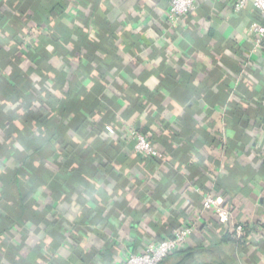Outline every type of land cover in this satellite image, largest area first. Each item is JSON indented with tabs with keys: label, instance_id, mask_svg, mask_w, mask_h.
Segmentation results:
<instances>
[{
	"label": "crops",
	"instance_id": "obj_1",
	"mask_svg": "<svg viewBox=\"0 0 264 264\" xmlns=\"http://www.w3.org/2000/svg\"><path fill=\"white\" fill-rule=\"evenodd\" d=\"M169 1L0 0V264H120L183 224L160 264H264L259 15L196 0L170 29Z\"/></svg>",
	"mask_w": 264,
	"mask_h": 264
},
{
	"label": "built area",
	"instance_id": "obj_2",
	"mask_svg": "<svg viewBox=\"0 0 264 264\" xmlns=\"http://www.w3.org/2000/svg\"><path fill=\"white\" fill-rule=\"evenodd\" d=\"M214 1V0H205ZM245 2H250L259 15L261 24L254 23L250 27L255 46H259L264 40V0H238L236 7ZM196 0H170L167 6V22L170 29L179 26L181 18L195 9ZM125 134L134 141V151L142 158L161 156L157 153L154 144L142 133L130 127ZM202 210L216 214L221 222H230V209L223 206L218 197L204 195L202 198ZM235 234L243 231L241 224H235ZM194 236V226L183 224L177 227L172 235L159 241L147 242L144 248L138 252L130 253L120 264H160L168 255L187 249Z\"/></svg>",
	"mask_w": 264,
	"mask_h": 264
},
{
	"label": "trees",
	"instance_id": "obj_3",
	"mask_svg": "<svg viewBox=\"0 0 264 264\" xmlns=\"http://www.w3.org/2000/svg\"><path fill=\"white\" fill-rule=\"evenodd\" d=\"M259 21H261L260 19H259ZM262 22V21H261ZM149 140V139H148ZM150 142H152L151 140H149ZM156 157H148V158H146V160L147 161H154V159H155ZM184 252H186V251H189V249H187V250H183ZM183 251H181V252H183Z\"/></svg>",
	"mask_w": 264,
	"mask_h": 264
}]
</instances>
